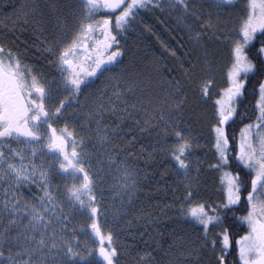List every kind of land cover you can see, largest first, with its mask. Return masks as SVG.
Returning <instances> with one entry per match:
<instances>
[{"label": "snow or ice", "instance_id": "1", "mask_svg": "<svg viewBox=\"0 0 264 264\" xmlns=\"http://www.w3.org/2000/svg\"><path fill=\"white\" fill-rule=\"evenodd\" d=\"M150 2L80 0L77 27L71 37L47 49L56 57L63 89L68 93L65 99L54 104L50 103L52 91L47 81L39 78L10 49L0 45V179L17 188L36 183L43 192L38 200L39 206L29 203L21 205L20 199L14 195L12 200H5L0 209V215L7 213L16 216V219H9V225H17L20 219L18 214L25 210L30 217L28 223L12 238L15 241L23 240L24 247L15 254L8 247L7 264H116L118 253L113 244V234L111 231L105 233L99 222L101 209L95 195V177L88 170L89 156L83 147L85 140L83 137L77 140L75 131L70 130L68 123L57 128L52 122L64 117L67 108L76 102L82 86L91 83L90 77H95L98 72L103 74L110 71L108 65L119 63L123 53L116 33L122 34L138 11ZM180 3L188 9L189 5L184 0H180ZM231 3L232 0H215L217 7ZM97 16L101 18L96 19ZM202 26L208 29L214 27L210 18ZM258 33L264 37V0H246V13L232 38L228 84L214 101L215 123L212 131L217 163L210 167L221 173L220 181L226 193L223 208L232 211L233 206L241 205L242 192L246 193L243 200L246 215L238 219L246 224L247 230L235 241L238 264H264V83L259 84L258 91L254 90L251 114L247 110L243 113L237 110L249 74L259 72L264 76V59L260 60L258 66L247 50ZM200 35L199 32L195 34L197 39ZM261 44L259 53H264V40ZM211 85V80L201 83L202 96H209ZM182 102L177 101L176 106L179 107ZM245 119L250 122L239 128L238 151L230 161L232 149L228 128L243 123ZM175 136L177 139L171 148V158L178 170L186 175L192 145L182 130H175ZM100 139L103 142L106 136ZM12 141L24 144L28 152L13 148ZM38 151L54 157L55 171L75 181L65 186V198L70 208L81 214L87 213L91 221L90 230L84 231L83 247L80 237L64 235L68 229L65 223L68 217L50 188L49 173L53 167L35 164L33 158ZM232 166L239 170H229ZM124 175L128 177L131 174L125 170ZM185 197L189 201L184 208L185 215L202 226L204 236L208 238L210 229L223 223L220 212L205 203L193 202L194 193L190 188L186 189ZM58 207L59 213L56 211ZM49 214L62 225L59 232ZM49 228L52 229L50 234ZM9 230L5 228L4 233H0V240L4 244L9 243L6 235ZM220 239L222 254L217 264H224L223 253L232 247L233 241L226 230L220 233ZM89 240L98 247H91ZM211 244L215 246L216 241L212 240ZM23 256L27 259L16 258ZM4 260L5 250L0 247V264H4Z\"/></svg>", "mask_w": 264, "mask_h": 264}, {"label": "trees", "instance_id": "2", "mask_svg": "<svg viewBox=\"0 0 264 264\" xmlns=\"http://www.w3.org/2000/svg\"><path fill=\"white\" fill-rule=\"evenodd\" d=\"M196 2L192 4V8ZM79 4L80 0H0V42L17 50L25 62L34 63L43 71L44 75H47L49 81H52L51 83L61 84V78L59 79L58 75L54 77L56 74L49 70L50 55H48L49 58L45 57L46 54L43 50L47 47H55L65 36L63 39L65 41L71 37L77 27ZM180 15L178 7L171 8L165 2L151 3L140 9L130 26L120 34L122 59L116 66L110 68V71L99 75L94 82L84 87L80 96L78 106L85 104V106L90 107L94 104L93 109L96 110L97 108L100 115L104 110L103 103L99 106L102 98L107 104L113 102L112 98L117 101V104L119 103L118 107L121 109L117 107L109 115L112 117V122L108 127L112 131L108 143L114 144V152L112 151V153L120 160L128 161L139 175H146L141 176L143 182L138 183V189L141 190L137 200L131 206L124 208L121 216L105 222L104 227L99 215L102 230L105 233L111 231L113 234V244L118 253L116 264H184V259L190 258L189 255H192L191 252L183 248L181 260L180 256L177 255L180 248L174 250L169 256L156 254L155 251L149 250L146 244L150 238L154 243L153 249L159 248V240L162 238L158 231L154 235H149V225L162 212L161 206L172 204L173 199L176 202L178 198L185 197L186 189L190 188L194 195L197 192V184L192 183L195 175L192 172H187L186 175L180 174L181 170H178L171 158V148L177 139L175 130H182L192 145V151L190 149L188 153L189 169L192 168L193 160L198 157L197 153L200 154L204 162L202 168L198 169L200 174H202L204 166L210 167L214 164L215 155L205 145V140L210 139L208 146L211 148L212 135L210 138L206 137L199 128H202V122L204 123L208 118H211L209 128L210 133L212 132L211 129L215 123L214 101L219 96L218 78L215 73L217 71L223 73L226 69L225 67L230 61V46L228 41L225 42V46L218 47V53H215V48H213V57L217 60V64L209 62L211 57L202 60L200 53L193 55L194 52L192 47L188 45L189 43H183L178 38L179 26H181L183 18ZM198 31L196 32L198 33ZM199 33L203 35V31H199ZM224 36L227 38V34ZM224 36L221 35L219 41H225ZM262 40L264 37L258 33L257 38L247 49L249 57L258 66L260 60L264 59L262 53H259ZM44 42L49 44L46 45ZM217 44L219 45L220 42ZM44 46L46 47L44 48ZM225 55H227V61H223ZM205 80L212 81L210 93L214 91L215 95H211L210 98L201 95L200 85ZM260 83H264V76L259 72L249 74L244 95L237 104L238 113L247 110L251 114L254 90L258 91ZM177 101H183L179 107L176 106ZM203 114L208 118L202 120L203 118L201 119L200 116ZM115 116H118L119 120L115 119ZM162 117L167 124L160 122L159 119ZM136 122L139 125L138 128L134 127ZM249 122L245 119L243 123L228 128L230 149H232L229 153L230 161L235 151H238L236 144L239 138V128H242L244 123ZM88 128L90 131H81L79 136L84 137V139L92 138L96 132V127L91 123ZM234 140L235 144H233ZM88 147L91 148L88 151V156L98 159L100 152L94 147L92 141L89 142ZM229 170L238 171L239 169L232 166ZM145 177L149 179V183H144ZM54 178L60 185V192L63 193L60 196V201L68 203L65 198V186L71 185L75 181L67 175L58 174L56 171H54ZM32 189L35 196L31 202L39 206V187L34 184ZM200 194L208 196L207 193L201 192ZM95 195L99 202L101 195L96 189ZM241 196V205L233 206L232 211L224 209V203L220 204L218 198L204 201L209 207L211 205L213 208L217 207L216 210L220 212L223 219L222 224L210 229L208 237L215 240L216 244L214 248L211 247L213 255L206 254L201 260L206 264H217L218 257L222 254L220 233L225 230L229 233L233 244L223 253L224 264H238L235 241L247 230L246 224L238 219L240 216L246 215L243 208L246 193L242 192ZM28 201L30 200L28 199ZM177 204L179 205V201ZM182 208L183 205L180 209ZM100 209L102 210L101 206ZM65 212L64 214L68 217L65 221L68 224V229L64 235L70 237L75 234L79 237L80 232L90 230L91 221L87 213L82 214V219L76 220L73 214L71 215V210L70 213ZM145 214L149 217L154 216L153 219L149 220V225L143 224L141 219ZM175 214L176 212L170 210L166 217L173 218ZM6 216V214L0 215V233H4L5 228L10 229L6 234L9 243L5 244L4 250L7 252L8 247H11L12 254H15L24 247L23 240L15 241L12 239L22 227L16 228L17 226L9 225ZM54 222L53 225L59 232L62 225L57 221ZM186 223L191 224L187 221ZM73 229L75 230L74 233ZM141 230L142 233L145 231L142 235ZM51 231L52 229L49 228L48 234ZM189 238L190 234H185L183 231L179 233L178 240L173 243L170 242L171 239L163 237L165 243L161 250L171 247L173 244L177 246L178 243L180 247L181 243L182 245L188 243ZM91 247H98V245ZM24 257L26 258V256ZM193 257L196 258L195 255ZM201 261L198 260L200 264Z\"/></svg>", "mask_w": 264, "mask_h": 264}, {"label": "rangeland", "instance_id": "3", "mask_svg": "<svg viewBox=\"0 0 264 264\" xmlns=\"http://www.w3.org/2000/svg\"><path fill=\"white\" fill-rule=\"evenodd\" d=\"M162 2L167 3L171 8L178 7L180 9V13H181L180 16H183V18L181 21V26H179L180 33H178V38L183 43H187V42L189 43L188 45L192 47V50L194 52L193 55L200 53L202 60H206L208 57H211V61L209 62L211 64H217V60L214 59L213 57L214 55L213 48H215L214 49L215 53H218L219 48L225 46L226 44L225 42L228 41L230 46L229 47L230 61L227 63V67H225L226 69L224 70L223 73L220 71H217L215 73L216 77L218 78L217 89L219 88L218 91L220 93L223 88L227 87L228 84L227 73L232 62V57H231L232 38L235 36V31L239 28V25L246 13V0H232V3L230 5L223 7H217L215 4V0H184V2L189 5L187 10L180 3V0H151L149 4L151 3L160 4ZM195 2L196 4L192 8V4ZM193 12H195L196 15H192ZM101 15H103V13ZM100 18H101L100 16L96 17V19H100ZM209 18L211 19L214 25L212 29L204 28L202 26V23L208 20ZM197 30H199L200 32L203 31V35H200L199 39H197L195 36ZM219 33L223 36L227 34V38L224 36L225 41L224 40L219 41L221 40V35H218ZM65 37H63L61 40H63ZM217 42H220V44L218 45ZM44 43L46 45L49 44L47 42ZM45 47L46 46H44V48ZM47 49L48 47L43 50L44 54H46L45 57L47 56L49 58L48 55H50L48 61L49 64L51 62L52 67L54 66L53 70L54 73L56 74L54 75V77L58 75V78L60 79L61 76H60V72H58L59 70L56 63V57L52 55L49 51H47ZM262 55L264 58V53H262ZM227 60H228L227 55H225L223 61H227ZM22 62L29 65L33 69L35 74L39 76V78L45 81H49L47 75H44V73H42L43 71L40 68L36 67L34 63H27L24 60ZM211 93L209 91L208 98H210L211 95H215L214 91ZM112 101L113 102L111 104H107L105 99L102 98V101L99 102V106H101V103L104 104V110L102 111L101 115L99 113L100 111L98 112L97 108L96 110L93 109L94 104H92L90 107H88V105L85 106V104L81 106L72 105L69 114L65 115V117L61 120L62 123H60V126L58 127L61 128L64 126L65 123H68L70 130L75 131L77 140L82 138L81 136H79L81 134V131H85V132L90 131L89 128L87 129L89 124L92 123V125L96 127L95 130L96 132L92 135V138L84 139L87 141L85 142L83 147L85 151L88 153V151L91 150V148L88 147V144L89 142L92 141L94 147L97 148L100 152V156L98 159L89 157L88 170L90 171L91 174L94 175L95 189L101 195L98 203L102 208L100 212L101 213L100 221L104 227H105V222L112 221L113 219L115 220L117 216H121L122 213L124 212L123 209L128 206H131L137 200L141 190L140 188L138 189V183L141 184V182H143L142 179L143 177L141 176H146V175H139L138 172L133 168V165L129 164V162L126 160H120L115 154L112 153V151L114 152L113 150L114 144L108 143V139H110V134L112 131V129L110 130L108 127V125L112 122V117L109 115L111 112H114L119 106V103L117 104V101H114V98H112ZM86 108L89 109L87 110ZM118 109H121V107H118ZM104 114H108V115H104ZM200 117L201 119L203 118L202 120L208 118V116H206L205 114H203ZM115 119L119 120V117L115 116ZM159 120L160 122L167 124L166 120H164L163 117ZM210 121L211 118H208L206 122L204 123L202 122L201 123L202 128L201 129L199 128V130L202 133H204L206 137L210 138L212 135L211 148H209L208 146V142H210V139L205 140V145L207 146L208 149L212 150L213 155H215L214 164H216L217 159L214 150V133L212 129H211L212 132L210 133V128H209ZM138 126L139 125L136 122L134 127L138 128ZM105 136L106 139H104L103 142H101L100 138ZM12 147L18 148L25 153L28 152V148L24 144H20V143L14 144L12 142ZM236 147H238V139H237ZM197 156L198 157L195 158L191 163L192 168L188 170V172H192L195 175V178L192 180V183L195 182V184H197V192L194 195L193 202L204 203L205 200H210V199L215 200L216 198H218L219 200L218 202L220 204L224 203L226 200V193L224 192L221 185V181H220L221 173L215 170L213 167L204 166L203 172L202 174H200L198 169L202 168L204 162L203 159H201L199 153H197ZM33 159L37 166L44 165L45 168L53 167V171L49 173L50 182H51L50 188L53 191V195L57 197L58 204L61 207H63V212H65L64 210H69V211L71 210V215L73 214L74 219L76 220L82 219L83 218L82 214L79 211L70 208L68 203H62L63 201H60V196L63 193L60 192L61 189L60 185L54 178V157L50 156V154H42L40 151H38L37 155ZM27 162L28 161L26 160L25 163ZM125 170H127L131 175L125 177L124 175ZM179 173L181 174L183 172L181 171ZM149 182H150L149 179L145 177L144 183H149ZM34 184L37 185L36 183L25 184L17 188V186L15 185H10L8 181L4 179H0V209L3 208L5 200H12L14 195L20 199L21 205H23L24 203L34 204L32 203L33 202L32 200L35 196L34 190L32 189V185ZM201 192L203 194L207 193L208 198L205 195H201V194L199 195V193ZM42 195L43 192L40 191L39 189L38 200L39 197ZM28 199L30 201H28ZM177 201H179V205L177 204ZM177 201L175 202V200L173 199L172 204L167 206H161L162 212L158 214L157 216L158 218L152 221L150 225H149L150 223L149 220L153 219L154 216L149 217L147 214H145L143 216L144 218L143 217L141 218L143 220V224L149 225V231H148L149 235L150 234L154 235V233L158 231V233L162 236V238L159 240L158 249H153L154 243L151 238L149 239V241H147L146 247L149 250L155 251L156 254L160 253L163 256H169L174 252V250L180 248L179 253H177V255L180 256L181 260L183 256L182 252L184 251V249L188 250L189 252L192 253L193 256L195 255L197 259L194 258L192 255H189L190 258L186 257L184 259V264H191L192 262H194L192 264H195L196 262H198V260L199 261L203 260L206 254H209V256L210 254L213 255V251L211 247L214 248L215 246H212L211 244L212 240L209 237L205 238L202 226H200L194 220L188 218L185 215L184 208H186L189 203L186 197H181V199L178 198ZM181 205H183L182 209H180ZM211 208H213V205H211ZM216 208L217 207H215V209ZM59 210L60 209L58 207L56 211L59 213ZM170 210L176 212L173 218L166 217L170 213ZM69 211H66L65 213H70ZM4 214L7 215L6 217L8 221L9 219H16V216H10L7 213ZM18 215L20 219L17 221V225H14V227L17 226L16 228H21L23 225L28 223L30 217L27 214V210L19 213ZM49 217L52 219L54 224L56 218L50 216V214ZM182 219H185L187 222H190L191 224H187L186 221L185 220L183 221ZM181 231H183V233L185 234L188 233L190 234L188 243L186 242L183 245L181 243L180 247L178 245L179 243L176 244L177 246H174L173 244L171 247L161 250L162 245L165 243L163 237L166 239H171L170 242L173 243L178 240L179 233ZM140 233L142 235L145 233V231L142 233L141 230ZM79 237L81 240V247H83V241L85 239L84 232H80ZM88 243L90 246H93L91 240H89ZM0 247L3 248L5 247V244L3 243L2 240H0ZM8 254H9L8 251L7 252L5 251L4 264H7L6 257L8 256ZM21 258L27 259V257L25 258L24 256L18 257L17 259L19 260ZM189 260L192 262H190ZM201 262H202L201 264H206V262L204 261ZM198 264H200V262H198Z\"/></svg>", "mask_w": 264, "mask_h": 264}, {"label": "flooded vegetation", "instance_id": "4", "mask_svg": "<svg viewBox=\"0 0 264 264\" xmlns=\"http://www.w3.org/2000/svg\"><path fill=\"white\" fill-rule=\"evenodd\" d=\"M114 32H115V31H114ZM116 34H117V39L120 40V34H119V33H116ZM0 45H3V43L0 42ZM56 45H57V44H56ZM3 47H4L5 49H10V50L12 51L13 54L19 56L20 59H21V61H23V58H22L21 54H20L17 50H15L14 48L8 47V46H6V45H3ZM121 51H122V49H121ZM119 60H120V59H119ZM114 66H116V65H108L109 68H112V67H114ZM53 69H54V66L52 67V65H51V63H50L49 70H52L51 73H54V70H53ZM99 74H100V73H99ZM38 77H39V76H38ZM47 83H49V86H50L51 91H52V101H51L50 103L54 104V103H56V102H58V101H60V100H62V99H65V97L68 96V93L65 92L64 89H63V85H62V83H61V84H60V83H55V84H53V83H51L50 81H47ZM83 87H84V86H82V88H81V92L83 91ZM81 92H80V94L76 97V102L71 103V105L67 108V112L65 113V115L69 114L72 105H73V106H77V105L79 104V102H80V101H79V98H80L79 96L81 95ZM65 115H64V117H65ZM64 117H62L60 120H57V121L52 122V123H53V126L58 128V127L60 126V123H62L61 120H62ZM12 142H13L14 144H17V143H18V142H15V141H12ZM12 142H11V143H12ZM50 156H51V155H50Z\"/></svg>", "mask_w": 264, "mask_h": 264}, {"label": "water", "instance_id": "5", "mask_svg": "<svg viewBox=\"0 0 264 264\" xmlns=\"http://www.w3.org/2000/svg\"><path fill=\"white\" fill-rule=\"evenodd\" d=\"M99 73V72H98ZM92 79H96V76L95 77H91Z\"/></svg>", "mask_w": 264, "mask_h": 264}, {"label": "bare ground", "instance_id": "6", "mask_svg": "<svg viewBox=\"0 0 264 264\" xmlns=\"http://www.w3.org/2000/svg\"><path fill=\"white\" fill-rule=\"evenodd\" d=\"M123 53V52H122ZM123 56V55H122ZM59 72V71H58ZM53 74H55V73H53Z\"/></svg>", "mask_w": 264, "mask_h": 264}]
</instances>
